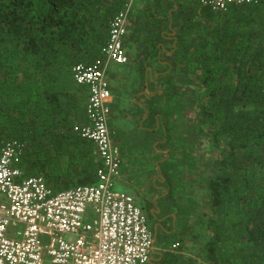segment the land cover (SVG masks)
Masks as SVG:
<instances>
[{"label": "trees", "instance_id": "trees-1", "mask_svg": "<svg viewBox=\"0 0 264 264\" xmlns=\"http://www.w3.org/2000/svg\"><path fill=\"white\" fill-rule=\"evenodd\" d=\"M123 3L0 0V144L21 140L23 175L42 176L55 191L98 182L103 163L73 130L85 121L88 89L70 90L58 78L101 57ZM180 13L171 65L177 73L196 70V116L208 147L200 168L206 209L186 228L208 264H264V0L226 11L186 3ZM190 35L197 36L191 50ZM184 90L169 77L160 97L178 101ZM163 129L172 148L173 127ZM177 166L170 157L166 182L175 180Z\"/></svg>", "mask_w": 264, "mask_h": 264}, {"label": "built area", "instance_id": "built-area-1", "mask_svg": "<svg viewBox=\"0 0 264 264\" xmlns=\"http://www.w3.org/2000/svg\"><path fill=\"white\" fill-rule=\"evenodd\" d=\"M214 11L252 0H196ZM134 0H124L109 21L101 57L72 66L71 76L85 85V121L73 130L92 144L103 167L95 184L60 190L42 176H24L19 162L24 143L0 144V264H145L153 233L134 197L113 187L121 169V154L108 126L110 108L106 68L127 60L124 38ZM174 246V245H173Z\"/></svg>", "mask_w": 264, "mask_h": 264}, {"label": "crops", "instance_id": "crops-1", "mask_svg": "<svg viewBox=\"0 0 264 264\" xmlns=\"http://www.w3.org/2000/svg\"><path fill=\"white\" fill-rule=\"evenodd\" d=\"M186 3L198 4L196 0H134L124 38L127 60L110 63L106 68L111 94L108 126L123 154L113 187L131 194L147 215L153 246L145 264H208L199 252V238L186 228L197 220L202 203L177 197L174 182H166L164 173L172 152L165 142L163 123L173 127V141L179 133L172 115L175 104H167L160 97L166 86H160V80L179 74L172 69L171 61L176 58L182 24L180 7ZM193 40L190 35V50ZM183 60L186 61V54L179 62ZM58 82L70 90L81 85L74 82L70 70L63 71ZM132 152L138 153L139 158L142 155L143 159L138 158L142 164L135 165ZM126 158H132V162ZM123 163L127 166L124 171ZM148 176L151 181L146 189Z\"/></svg>", "mask_w": 264, "mask_h": 264}, {"label": "rangeland", "instance_id": "rangeland-1", "mask_svg": "<svg viewBox=\"0 0 264 264\" xmlns=\"http://www.w3.org/2000/svg\"><path fill=\"white\" fill-rule=\"evenodd\" d=\"M196 37L197 36L194 35L193 39H195ZM195 73L196 70L189 71L187 69H183L179 72V74H177V76H172L170 78L173 83L181 84L183 86V89L185 90L182 92V95H180L181 100L175 101L174 98L173 100L171 99L170 102H167V104H175V108L173 110L172 115L173 119H175L174 123L176 131L179 133L176 134V139L175 141H173V145L171 148V157L176 162H178L177 169L174 173L176 177L173 181L175 187L174 189H176V191L178 192L176 193V196L183 197L184 200L192 198H194L195 201L200 200V202L202 203L201 210H204L206 209L207 197L205 195L206 190L204 182L200 179L201 175H203L200 168L201 166H203V163L207 157L208 147L205 144L206 135H203V133L199 132L200 125L196 116L194 90L196 88L197 83L195 80ZM167 77L161 78L160 86H164ZM192 124L196 126L193 131L194 133L187 131L190 128L189 126ZM112 138L113 140L116 139V135L114 133L112 134ZM117 140H119L118 137ZM117 145L122 156L123 154L121 150V145L120 143H117ZM134 153L135 152H132L131 155H133ZM165 155L166 154H164L162 157H164ZM140 156L141 157L139 158L138 153H135L132 156L136 161V166H138L139 163L142 164V161L138 160V158L143 159L142 155ZM126 160L131 161L132 158H126ZM161 165L163 167V162H161ZM122 167L123 171L127 168L125 163H123ZM150 181L151 176H148L146 178V182L148 183V185H146V189H149L148 186H150ZM135 199H137L136 196ZM176 207L180 206L178 205Z\"/></svg>", "mask_w": 264, "mask_h": 264}]
</instances>
